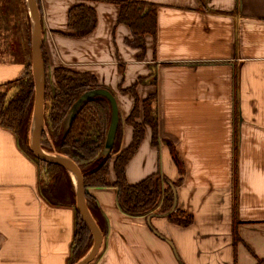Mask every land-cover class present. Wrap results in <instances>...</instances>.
<instances>
[{"label": "crops", "instance_id": "1", "mask_svg": "<svg viewBox=\"0 0 264 264\" xmlns=\"http://www.w3.org/2000/svg\"><path fill=\"white\" fill-rule=\"evenodd\" d=\"M39 1L51 80L55 68L65 67L92 74L112 90L122 148L133 139L126 119L135 99L121 91L137 85L141 102L156 96L159 144L153 145L146 127L126 179L135 184L159 172L172 182L181 180L177 207L194 217L192 225L181 227L158 214L130 216L119 209L115 188H91L108 222L91 264L264 260V0H136L158 6L157 33L145 36L141 59V51L127 44L129 27L117 22L118 5L88 2L97 26L85 38H72L58 31H66L77 1ZM7 54L0 50V86L25 69L23 58L5 59ZM74 225L72 208L42 198L36 163L0 127V264H69Z\"/></svg>", "mask_w": 264, "mask_h": 264}, {"label": "trees", "instance_id": "2", "mask_svg": "<svg viewBox=\"0 0 264 264\" xmlns=\"http://www.w3.org/2000/svg\"><path fill=\"white\" fill-rule=\"evenodd\" d=\"M37 6L41 17L40 1ZM68 13L66 31L58 33L72 37L85 38L93 33L97 26L96 11L88 4L90 1L108 2L120 8L118 24H125L131 31L127 39L130 47L139 49L140 59L146 50L145 36L157 33V8L153 3L136 0H76ZM18 13L21 35L26 50L27 61L22 74L16 79L0 86V127L10 131L23 151L38 167V189L42 198L51 206L69 207L75 213L74 237L69 264H76L92 249L93 235L77 209V191L72 175L65 167L39 160L31 149V129L35 105V83L32 73V37L33 26L27 0H19ZM41 26L43 22L41 19ZM42 61L45 90V128L51 138L47 140L42 133L41 147L49 154L59 155L74 161L79 167L85 185V200L93 219L102 236L107 235L108 222L97 200L90 193L91 188L113 187L119 209L127 215L149 216L163 215L172 223L181 227L193 224L192 214L178 209L171 212L176 188L181 183L172 182L161 173L146 177L138 183L130 184L126 179V166L135 155L145 136V128L152 130V143L159 144V118L156 108V96L140 101L136 93L137 85L122 90L130 93L135 104L126 123L133 127V139L127 148L121 146V130L118 126L116 138L111 151L103 153L107 131L111 121V104L105 97L96 96L78 111L70 126L66 120L74 103L83 93L90 89L106 88L99 84L97 78L89 73L73 71L65 67L54 69L55 89L49 92L47 70L51 65L46 44L42 42ZM141 81V80H140ZM108 89V88H106ZM114 95V92L108 89ZM115 96V95H114ZM141 116L143 120L140 121ZM175 163L183 174V165L177 152L171 150ZM237 155L234 167V190L237 195ZM112 164V165H111ZM111 167L115 179H111ZM237 210L234 204V238L237 233ZM257 264H264V260Z\"/></svg>", "mask_w": 264, "mask_h": 264}, {"label": "water", "instance_id": "3", "mask_svg": "<svg viewBox=\"0 0 264 264\" xmlns=\"http://www.w3.org/2000/svg\"><path fill=\"white\" fill-rule=\"evenodd\" d=\"M27 5L30 12V17L33 26L32 37V73L35 83V105L33 113V122L31 129V149L34 155L41 161L57 164L65 167L74 174L76 178L75 186L77 191V209L81 214L83 220L93 235V246L89 253L76 264H90L98 255L102 244V234L93 219L89 209L87 208L85 200V185L83 176L77 164L63 156L49 154L41 147V137L45 129V90H44V70L42 61V26L40 12L36 0H27ZM96 96H102L108 99L111 104V121L107 131L106 141L103 149L104 154H108L114 144L118 125L120 123L119 106L116 97L106 88L90 89L83 93L81 97L72 106L68 118L66 120V127L68 128L78 113V111L89 100ZM73 177V176H72ZM74 180V178H73ZM175 200L171 210L173 212L177 206L176 188L172 185ZM163 216V215H160ZM165 217V216H163Z\"/></svg>", "mask_w": 264, "mask_h": 264}, {"label": "rangeland", "instance_id": "4", "mask_svg": "<svg viewBox=\"0 0 264 264\" xmlns=\"http://www.w3.org/2000/svg\"><path fill=\"white\" fill-rule=\"evenodd\" d=\"M18 1L19 0H9L8 3H3L2 5H0V36L3 37L2 39L5 43V45L1 47L0 50L1 52L9 53L7 54L8 57H5V59L23 58L25 61H27L26 50L23 45V39L21 35L20 23V19H23L24 16H21L20 13H18ZM46 76L48 78L47 84L49 86V92L51 93V91L53 92V90L55 89V80H51L49 72H47ZM44 131H46L45 135L47 136V140L50 141L51 144V138L48 134L47 127L44 129Z\"/></svg>", "mask_w": 264, "mask_h": 264}, {"label": "bare ground", "instance_id": "5", "mask_svg": "<svg viewBox=\"0 0 264 264\" xmlns=\"http://www.w3.org/2000/svg\"><path fill=\"white\" fill-rule=\"evenodd\" d=\"M72 176H73V178H74V181H76V178H75V176H74V174H73V173H72ZM73 178H72V179H73Z\"/></svg>", "mask_w": 264, "mask_h": 264}]
</instances>
